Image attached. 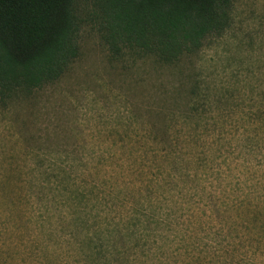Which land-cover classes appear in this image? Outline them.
Returning a JSON list of instances; mask_svg holds the SVG:
<instances>
[{
    "label": "rangeland",
    "instance_id": "obj_1",
    "mask_svg": "<svg viewBox=\"0 0 264 264\" xmlns=\"http://www.w3.org/2000/svg\"><path fill=\"white\" fill-rule=\"evenodd\" d=\"M72 14L65 72L0 99V264H264V0L175 65Z\"/></svg>",
    "mask_w": 264,
    "mask_h": 264
},
{
    "label": "trees",
    "instance_id": "obj_2",
    "mask_svg": "<svg viewBox=\"0 0 264 264\" xmlns=\"http://www.w3.org/2000/svg\"><path fill=\"white\" fill-rule=\"evenodd\" d=\"M112 53L175 65L227 26L232 0H97ZM75 0H0V99L57 80L76 57Z\"/></svg>",
    "mask_w": 264,
    "mask_h": 264
}]
</instances>
